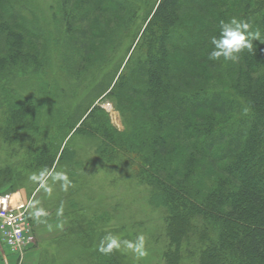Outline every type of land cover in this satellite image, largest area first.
<instances>
[{"label": "rangeland", "instance_id": "374dc122", "mask_svg": "<svg viewBox=\"0 0 264 264\" xmlns=\"http://www.w3.org/2000/svg\"><path fill=\"white\" fill-rule=\"evenodd\" d=\"M157 1L107 0L101 11L91 10L83 0L15 4L30 20L33 35L22 52L29 58L18 69L11 67L10 73L0 75V195L27 206L38 240L33 251L13 257L12 262L0 249L11 264H102L105 255L97 246L107 232L129 240L145 236L148 254L141 259L126 248L114 250L122 264H164L165 208L141 177L138 149L129 147L140 114L135 116L119 93L107 94L121 73L132 83L129 73L141 55L134 48ZM186 30L176 32L184 35ZM129 55L132 60L123 70ZM211 63L225 66L227 62L220 58L210 59ZM228 77L212 79L206 87L225 91ZM141 90L132 98L140 100ZM15 99L34 107L18 129L6 122ZM90 106L99 109L81 125L82 114ZM98 128L101 131L94 135ZM119 138L127 139L126 146L114 144ZM195 165V180L210 186L215 172L203 160ZM44 169L66 172L72 186L65 191L50 176L43 186L39 178L31 179ZM34 205L47 210V223L63 221V230L49 231L39 223ZM61 205L63 215L57 216ZM204 245L194 239L185 242L180 264H196Z\"/></svg>", "mask_w": 264, "mask_h": 264}, {"label": "trees", "instance_id": "16d2710c", "mask_svg": "<svg viewBox=\"0 0 264 264\" xmlns=\"http://www.w3.org/2000/svg\"><path fill=\"white\" fill-rule=\"evenodd\" d=\"M18 1L0 0V75L29 58L22 52L32 27ZM83 2L95 11L107 6V0ZM233 17L262 39L225 66L210 64V38ZM136 46L141 55L129 73L132 83L121 73L107 94L119 93L140 114L129 147L138 149L141 177L165 208L164 264H180L190 239L205 243L196 264H264V0H158ZM226 74L225 91L206 87ZM137 90L140 100L133 99ZM90 107L81 125L99 109ZM33 112L31 103L15 99L6 122L21 128ZM200 160L215 172L210 186L195 180ZM102 264L122 263L113 251Z\"/></svg>", "mask_w": 264, "mask_h": 264}, {"label": "clouds", "instance_id": "9594fccd", "mask_svg": "<svg viewBox=\"0 0 264 264\" xmlns=\"http://www.w3.org/2000/svg\"><path fill=\"white\" fill-rule=\"evenodd\" d=\"M251 25L243 20L236 17L231 18L229 21H221L219 24V31L217 35L210 38V44L212 50L209 53V59L219 60L221 57L224 61L234 60L239 53L244 50L253 52V41H260L262 39L260 31H251ZM54 182H60L61 187L67 191L72 186V181L69 179L66 172L53 171L49 173L47 169L42 170L39 176L33 175L31 179H40L43 184H46L48 177ZM50 191V189H48ZM39 202H37L38 204ZM34 216L39 223H44L49 231L63 230L64 222H58L55 225L47 223L46 218L49 213L43 207H36ZM63 215V205L57 209V216ZM122 248L130 250L137 259L145 257L147 253L146 239L143 234H139L134 240L124 239L120 235L112 232H107L99 240L97 251L101 254L108 255L114 250L119 251Z\"/></svg>", "mask_w": 264, "mask_h": 264}, {"label": "built area", "instance_id": "2783aa9c", "mask_svg": "<svg viewBox=\"0 0 264 264\" xmlns=\"http://www.w3.org/2000/svg\"><path fill=\"white\" fill-rule=\"evenodd\" d=\"M27 210V206L16 205L6 195H0V242L10 254L17 257L36 244Z\"/></svg>", "mask_w": 264, "mask_h": 264}, {"label": "crops", "instance_id": "0c3cea01", "mask_svg": "<svg viewBox=\"0 0 264 264\" xmlns=\"http://www.w3.org/2000/svg\"><path fill=\"white\" fill-rule=\"evenodd\" d=\"M14 193H16V192H14ZM34 233H35V230H34ZM36 234V233H35ZM37 240H38V237H37V235H36V242H37ZM0 249H1V251H3L4 253V256H6V257H8V259L12 262V260H13V257H15V258H17V256L16 255H14V254H10L4 247H3V245H2V243L0 242ZM0 251V264H11V262L10 261H8L7 260V258L5 257V259L2 257V255H1V252ZM31 251H33V249H30V250H28V251H26L25 253L26 254H28V253H30ZM24 253V254H25Z\"/></svg>", "mask_w": 264, "mask_h": 264}]
</instances>
